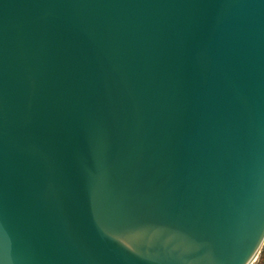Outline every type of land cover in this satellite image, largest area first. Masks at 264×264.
Masks as SVG:
<instances>
[{
	"label": "water",
	"instance_id": "1",
	"mask_svg": "<svg viewBox=\"0 0 264 264\" xmlns=\"http://www.w3.org/2000/svg\"><path fill=\"white\" fill-rule=\"evenodd\" d=\"M264 0H0V264H254Z\"/></svg>",
	"mask_w": 264,
	"mask_h": 264
},
{
	"label": "trees",
	"instance_id": "2",
	"mask_svg": "<svg viewBox=\"0 0 264 264\" xmlns=\"http://www.w3.org/2000/svg\"><path fill=\"white\" fill-rule=\"evenodd\" d=\"M255 264H264V246L259 254L258 260Z\"/></svg>",
	"mask_w": 264,
	"mask_h": 264
},
{
	"label": "rangeland",
	"instance_id": "3",
	"mask_svg": "<svg viewBox=\"0 0 264 264\" xmlns=\"http://www.w3.org/2000/svg\"><path fill=\"white\" fill-rule=\"evenodd\" d=\"M257 260H258V259H257ZM257 260H256V262H257ZM256 262H255V263H256ZM255 263H254V264H255Z\"/></svg>",
	"mask_w": 264,
	"mask_h": 264
}]
</instances>
